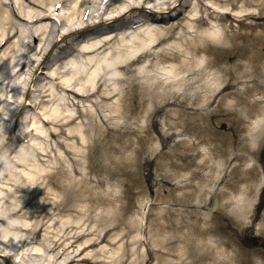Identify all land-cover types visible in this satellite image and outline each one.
Instances as JSON below:
<instances>
[{"label": "bare ground", "instance_id": "6f19581e", "mask_svg": "<svg viewBox=\"0 0 264 264\" xmlns=\"http://www.w3.org/2000/svg\"><path fill=\"white\" fill-rule=\"evenodd\" d=\"M214 1L215 4L212 3V7L204 4H192L191 11L185 18L188 29L186 35L193 39L190 42L186 40L190 50L188 54L194 57V55L205 53L208 58L196 57V59L181 62L179 64L180 71L176 75L174 70L173 76L168 75L166 79L158 80L155 76L147 75L143 68H137V65L141 63L153 65L155 61L154 66H156L159 63L178 59L179 51L178 53H169L156 50L168 41L179 39L176 31L180 26V29L183 28L182 24L173 25L171 29L167 30L168 32L165 31L167 32L165 34H163V30L151 29L154 26L152 23L147 29L134 30L131 28V22L125 19L128 12L126 10L123 12L124 9L120 10L116 4L127 2L129 6L126 7L130 11H139L140 14H145L149 22L152 16L161 18V15L176 10L182 5V2L188 3L187 5L191 4L189 0L188 2L186 0H133L132 2L129 0H0V87L7 89L12 86V83L18 81V87H13L11 92L19 90L25 82L22 81V76L27 66L33 76L28 81L27 85H29L30 81H34L37 71L41 69L51 53L56 51L59 58L65 55L69 59L65 63L57 65L58 71L55 73L56 80H58L57 89L71 94L75 100L74 106L79 109L75 115H58L57 111L59 107H63L65 99H56L49 116L33 120L34 123L37 120L41 121L44 127L50 124L57 127L55 131L49 133V137L55 139L59 146L65 148L67 160H58L55 172L46 174L45 169L38 165L42 158L50 156L48 155L49 151L43 148L45 137L41 136L43 133L38 129L34 130L42 139V143L31 141L32 145H36V151H26V147H23L10 162L11 164L7 168L9 175L6 176L10 181V190L4 196H1L2 191H0V205L3 202L6 204L5 215L0 214V225L6 224L10 229H0V264H14L10 260L18 253L20 254L17 256L16 264L26 263L27 260L23 255L25 249L39 241L45 246L44 251L56 253L55 259L51 263L49 262L55 264L65 255L66 251L75 247L82 240L84 241L79 246V253L66 259L64 264L72 263L77 257H81V261L85 264L102 262L100 257L92 258L84 252L102 243L112 229L103 226L101 231L105 233L99 234L100 228L96 229L99 224L86 228L81 226L85 217L89 219L92 216L91 207L84 204V193L79 189L85 185L88 177L87 173H81L85 171V168H80V170L76 167L80 163L74 157L78 156L80 150L74 151L73 147L64 146L59 142V138L73 139L76 141V145L81 144L82 147H86L89 139L103 140L102 142L99 140L101 142L99 146L94 145V150L106 148L107 155L104 157L108 159L117 151V147L111 143L112 141L141 133L132 127L129 128L127 124L144 112L148 115L149 105L153 106L157 112L162 111L164 106L191 107L194 114L198 113L194 108H208L214 105L218 108L225 104L252 106V102L240 95L238 91L225 92L236 90L238 84H241L243 80L253 84L247 86L250 93L264 90V0ZM100 3L104 5L103 10L95 7ZM213 7H215L214 10L211 9ZM56 12L61 13L59 24L49 26V22L57 16ZM116 12L119 15H116ZM232 19L239 20L238 28L248 29L249 32L230 29L232 25L228 22ZM247 20L252 23H248ZM121 21L125 24H117ZM28 25L31 27L28 28ZM126 25L128 30L122 32L121 27ZM193 32L196 36L192 35ZM16 35L18 36L16 43L3 52V48ZM99 35L100 38L97 39ZM70 39H74V42L70 43ZM205 39L223 45L231 43L234 50L231 52L212 51L205 43L207 41ZM59 42L65 43V46L60 47ZM34 51L37 52V55H41L40 62L31 60L28 63L18 64L16 69L11 68L15 59L23 57V54H32ZM244 57L247 59L246 64L242 63ZM236 59H239V62H235ZM230 63L233 65L230 66ZM213 67H220L221 74H214V71L209 73L210 75L207 74V70H211ZM240 70L242 71L240 72ZM114 72H121L126 77L119 78L111 75ZM181 72H183L182 77L179 76ZM142 78L147 79V82L140 83L139 80ZM110 81L116 82L119 86L111 87ZM177 85L180 86V89L174 91L173 87ZM48 92V89L40 90L39 105L42 107H46L48 104ZM23 94L24 96L29 94V90ZM85 101H91L93 111H88L82 103ZM258 102L261 103V101H255L254 104H258ZM17 103L18 108L23 106L19 99ZM107 112H110V115ZM179 115L185 116L186 113H179ZM82 118H86V123L81 120L83 122H80L77 127H70ZM118 119L124 121L122 125L116 122ZM254 124L250 135V144L255 148L260 145L263 138L264 111ZM10 129L11 127L6 132V139L10 137ZM34 130H26L23 134L24 139L30 136ZM143 133H146L144 137L149 135L148 130H143ZM217 142L216 150L224 157V161L219 162L218 166L239 162L231 169L230 174L233 177L225 186L235 190L243 188L238 205L244 213L251 209L252 194L256 193L258 186L254 185L253 179L250 181L253 176L249 177L244 173L243 164L246 163L247 158L250 156L253 158L256 154L248 146L243 147L242 152L236 150L232 152L231 145L230 151L226 149L228 142L224 143L221 140ZM89 154L87 158H89ZM103 160L101 158L99 165H94L91 170H95L96 167L106 170V166L100 165ZM4 162H9V159L3 160ZM66 163L70 164L71 170L76 176L81 177L78 180L69 178L71 181L69 186L66 183L68 178H60V175L65 178L68 175ZM253 170L259 172L258 167H254ZM114 176L113 171H108L106 181L109 182ZM224 180L223 178L219 182ZM248 181L252 184L242 186L241 183ZM95 182L97 185L104 184L100 179H96ZM220 183H215V185H220ZM57 189L58 191H56ZM20 192L24 193L25 198L21 199ZM220 194L226 197L227 191H221ZM14 195L16 199L13 198ZM41 196L43 199L39 198ZM34 201L36 210L30 212L27 209ZM248 212L250 213V211ZM63 213L80 215L79 223H72L69 220L60 221V217H62L60 215ZM17 217L28 218L32 223L21 225L14 220ZM53 219L57 220V225L52 231L46 232L47 235L44 233L42 236L44 231L52 228L49 224ZM103 219L102 215L98 216V221L101 222ZM18 231L20 233H16ZM219 232L226 233L224 228H219ZM6 248L12 252L4 254ZM209 249L211 250L210 247ZM208 250L207 252L205 250L202 255L203 262L198 264H206V259H209L208 264H219L217 261L210 260L211 253ZM138 251L134 250L133 256ZM150 253L152 254V251L148 250V255ZM258 254L264 258V251L260 250ZM20 255H22L21 261H19ZM184 255H187V252ZM114 258L111 255L106 260L112 264L115 263ZM130 264H137V259L134 258Z\"/></svg>", "mask_w": 264, "mask_h": 264}, {"label": "rangeland", "instance_id": "374dc122", "mask_svg": "<svg viewBox=\"0 0 264 264\" xmlns=\"http://www.w3.org/2000/svg\"><path fill=\"white\" fill-rule=\"evenodd\" d=\"M129 1L132 2L133 0ZM189 1L193 5L198 4V0ZM208 1L214 3L213 0H200L202 3ZM126 6H129L127 2L116 4L120 10H129ZM185 8L186 5L183 2L175 11L161 15L164 18L152 16L149 22L145 15L137 11H126L128 16L125 19H130V21L133 19L130 24L134 30L147 29L152 23L154 26L151 29L163 30V34H165L173 25L181 23L183 26L181 29L180 26L179 30L176 31L179 39L168 41L156 50L169 53H178L179 51L178 59L159 63L156 66H154L155 61L153 65L148 63L137 65V68H143L147 75L155 76L158 80L166 79L168 75L173 76L174 70L176 71L175 75L180 71L179 64L181 62H187L190 59H196V57L208 58L205 53L194 55V57L188 54L190 50L187 41L190 42L193 39L186 35L188 29L185 18L188 17L191 7H187V16H183L180 13H183ZM115 14L118 15L117 12ZM172 16L173 18H171ZM247 22L252 23L250 20ZM56 23H58V18L56 22L55 19L51 20L49 26L56 25ZM123 23V21L117 22L120 25ZM229 24L232 25L230 29L249 32L248 29L238 28L239 23L237 21H232ZM192 35L196 36L194 32ZM17 40L18 36L10 40L4 49L7 51ZM205 40H207L205 43L212 51L231 52L234 50L231 43L223 45L208 39ZM69 42H74V39H70ZM59 45L63 47L65 43L59 42ZM36 53L34 51L30 57H27V61L40 60L41 55ZM58 56L56 51L51 53L34 76L35 79L30 86L27 84L32 74L27 68L22 76V81L25 82L19 90L11 92L13 87H18V81L12 83V86L7 89L0 87V135H6V131L11 127L10 138L4 139L5 136L0 138L2 145L0 150L3 149L2 156L10 151L6 156L12 153L11 157H14L16 152L18 153V150L23 147H26V151L35 152L36 145H31V139H34L36 143H42L41 138L34 135L24 143L18 142V138L22 136L24 130L38 129L42 131V136L45 137L43 148L47 149L48 155H50L45 159L42 158V161L38 163L45 169L46 174L55 172L58 160H67L65 148L59 146L55 139L49 137V133L55 131L56 126L50 124L44 127L39 120L34 123L33 118L49 116L56 99H65L62 104L63 107H59L57 111L58 115H75L79 110L74 106L75 100L71 94L57 89L58 80H55V73L58 71L57 65L66 61L63 60L64 58L59 61ZM20 59H15L11 68L15 69L20 63ZM235 62H239V59H236ZM242 63H247L245 57L242 59ZM229 65H233V63ZM207 71V74L213 71L214 74H221L220 67H213ZM111 75L119 78L125 76L121 72H114ZM179 76L182 77L183 72ZM139 82H147V79L142 78ZM109 83L113 88L119 86L114 81ZM252 85L251 82H244L243 80L241 84H238L236 90L225 92L238 91L240 95L252 102V106L225 104L218 108L214 105L208 108H194L198 111L197 114H194L191 107L164 106L162 111L157 112L153 106L149 105L148 115L143 111L144 114L133 118L127 124L129 128L132 127L141 133L112 141L111 143L117 147V151L108 159L104 157L107 155L106 148L94 150V145L99 146L103 140L89 139L88 144L85 145L86 147L89 145V147L86 149L81 144L76 145L77 143L73 139L59 138V142L63 143L64 146L69 145L74 148V151L80 150L78 156L74 157L80 163L76 167L78 169L85 168V171L81 173H87L88 180L79 189L84 193V204L91 207L92 216L89 219L85 217L81 226L86 228L99 224V227L96 228H100L99 234L105 233L101 231L103 226L112 229L102 243L84 253L92 258L100 257L102 262L98 264H110L109 260L106 259L111 255L115 257V263L112 264H130L134 258L137 259V264H146L150 258H152L150 264H198L203 262L202 255L210 247L211 250H208L211 253L210 260L217 261L219 264L223 262L226 264H238L237 262L264 264V258L258 254L260 250L264 251V133L260 145L254 148L250 144L254 122L261 117L264 111V90L250 93L247 86ZM42 88L49 90L48 104L46 107L38 108L36 105L40 101L39 90ZM179 89V85L173 87L174 91H179ZM26 90H29V94L24 96L23 93ZM18 99L24 102V108L19 115L20 119L18 117ZM255 101H261V103L254 104ZM82 103L88 111H93L91 101ZM80 109L83 110L81 107ZM179 113H186V115L180 116ZM107 114L110 115V112ZM85 119L78 120L70 127H77L83 121L86 123ZM116 122L122 125L124 121L118 119ZM143 130L149 131L147 137H144L146 133H143ZM218 140L224 143L228 142L226 149L229 151L230 145L232 152L234 150L242 152L243 147L248 146L256 154L253 158L251 156L247 158L246 163L243 164L244 173L249 177L253 176L250 181L253 179L254 185L258 186L256 193L252 194L253 205L248 210L250 213L247 210L243 213L238 205V199L243 188L235 190L225 186L233 177L230 174L231 169L239 162H233L227 166H218L219 162L224 161V157L216 150ZM88 154L89 158H87ZM101 158L104 160L100 165L106 166V170L97 167L95 170H91L94 165H99ZM66 164L68 175L66 178L60 175V178H68L66 183L69 186L71 184L69 178L78 180L81 177L73 173L69 163ZM8 165L9 163L5 164L4 162L0 166V177L9 175ZM254 167H258L259 172L258 170L255 172ZM108 171L115 173L109 182L106 181ZM223 178L225 180L220 181V183L219 180ZM96 179L102 180L104 184L97 185ZM250 181L241 184L245 187L252 184ZM9 183L7 177L5 179L0 178L1 196L10 190ZM215 183H220V185H215ZM221 191H227V196H222ZM17 194L19 193L17 192ZM20 194H22L21 199L25 198L23 192ZM13 198L16 199V196L14 195ZM39 198L43 199L42 196ZM35 201L29 205L28 211L36 210L34 208ZM5 213L6 204L3 202L0 205V214L5 215ZM99 215L104 217L101 222L98 221ZM60 216H62L60 221L69 220L72 223H79L80 215L76 213H63ZM56 219H53L49 224L52 228L44 231L42 236L44 233L53 230L54 226L57 225ZM14 220L21 225L32 223L31 220L23 217H17ZM8 227L6 224L0 225V229L10 230ZM219 228H224L226 233L219 232ZM16 233H20V231ZM83 241L66 251L65 255L58 260L59 264L78 254L79 246ZM44 247L41 241L28 246L23 253L27 262H22V264H50L55 259L56 253L46 252ZM134 250H139L135 256L132 254ZM148 250L154 254L148 255ZM10 252L12 251L6 248L4 254H10ZM185 252L187 255H184ZM18 254L10 260L11 263L16 264ZM21 257L22 255H20L19 261L22 260ZM80 259L81 257L75 258L72 264H85ZM208 260H205L206 264L209 263Z\"/></svg>", "mask_w": 264, "mask_h": 264}]
</instances>
